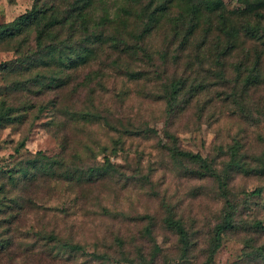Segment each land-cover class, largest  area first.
<instances>
[{
	"label": "rangeland",
	"instance_id": "1",
	"mask_svg": "<svg viewBox=\"0 0 264 264\" xmlns=\"http://www.w3.org/2000/svg\"><path fill=\"white\" fill-rule=\"evenodd\" d=\"M34 3L0 0V25ZM83 15L103 42L74 70L20 60L80 25L0 37V264H264V0H92Z\"/></svg>",
	"mask_w": 264,
	"mask_h": 264
},
{
	"label": "trees",
	"instance_id": "2",
	"mask_svg": "<svg viewBox=\"0 0 264 264\" xmlns=\"http://www.w3.org/2000/svg\"><path fill=\"white\" fill-rule=\"evenodd\" d=\"M47 1L48 0H35L34 5L24 13L20 14L18 17L13 19L12 21H9L8 23L4 25H0V37L2 36H14L19 34L25 27L33 26L39 24L41 21L44 19L46 20L45 23H41L43 26L47 25L48 27L50 26H55L64 24L68 22L69 25H71L70 29L74 33L76 30V25H80L79 29V34L80 36L77 38L70 39V42L67 41H62L58 45H54L53 43L48 44L47 48L43 52H39L35 55L39 56L36 58L35 55L33 58L31 57L33 55L32 52H30L29 56H26V58L20 60V64H39L37 61L40 62L41 66L47 67L51 65L52 63L50 62L51 60H55V53L58 62L62 67L67 68V69H77L81 65L85 64L88 60V57L93 54L94 49L99 46L103 42V38L100 32H95L93 30H88V25L86 18L84 17V13L86 10L91 6L92 0H73L71 5H69L63 13H59L58 11L54 10L52 5L51 9L45 8L47 6ZM54 1V0H51ZM44 29L42 28L41 30L38 31L37 33V40L39 37L43 34ZM142 38V37H141ZM139 38V39H141ZM51 39H54V35L51 36ZM264 43V41H263ZM41 46L40 42L36 43V47L39 49ZM37 49V51H38ZM135 48H133L134 50ZM134 52V51H133ZM59 65V66H60ZM12 67L8 65L6 62L0 64V71L3 70H9ZM37 78V77H36ZM37 80V79H35ZM249 82L248 84L256 83L257 78L256 75H249ZM54 84L56 86H59V84H62L63 80L58 77L54 78ZM181 88V82L179 81H174L171 83L170 86V91L168 93V105L170 107L176 105V98L177 94L179 92V89ZM19 148L24 147V141H20L18 144ZM238 147V143L235 142L233 146H231L232 152L235 154L236 149ZM182 155L195 160L200 163L201 167L204 170L209 169L208 164L206 163V160L199 154L192 153V152H181ZM44 157L41 158L43 160ZM41 162V161H40ZM38 160L35 158L32 159V168L38 164ZM109 165V164H108ZM110 165L107 166V168H100L101 171H98L97 178L104 177V173L108 171L110 168ZM98 169V168H97ZM23 173L25 175L32 176L35 172L32 171L33 169H25L23 170V167L21 168ZM21 172V171H20ZM10 184L8 186L15 187V184L13 183L14 180L11 177H8ZM17 178V177H16ZM32 180V179H30ZM12 182V183H11ZM14 185V186H13ZM222 186L225 187V184L222 183ZM12 188H10L11 190ZM223 194H225L223 190ZM224 197L226 195H223ZM17 201H14L13 203L17 205ZM224 217H223V222L219 226V230H225L231 226V219L235 215L236 211L231 204V201L226 197L224 199ZM170 226H172L174 229L178 230L183 238L184 231L181 229L178 223L175 221L169 220ZM65 245V244H63ZM215 249V248H214ZM82 251V247L79 245L74 246V247H69V253H79ZM108 257L106 255L101 256V260H105ZM56 256H52L51 259H49L50 263H56V264H64V261L58 260Z\"/></svg>",
	"mask_w": 264,
	"mask_h": 264
}]
</instances>
